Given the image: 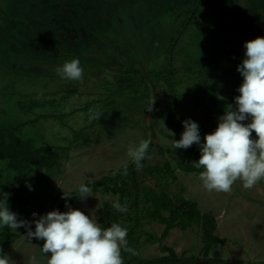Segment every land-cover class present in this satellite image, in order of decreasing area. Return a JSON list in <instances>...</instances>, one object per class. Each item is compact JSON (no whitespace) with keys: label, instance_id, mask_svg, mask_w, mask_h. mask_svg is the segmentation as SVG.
<instances>
[{"label":"rangeland","instance_id":"rangeland-1","mask_svg":"<svg viewBox=\"0 0 264 264\" xmlns=\"http://www.w3.org/2000/svg\"><path fill=\"white\" fill-rule=\"evenodd\" d=\"M60 1L62 7H66L69 2ZM16 3L26 10L31 0L22 4L19 0H0V25L4 22L2 10ZM249 3V0H226L222 3L206 0L202 12L184 31L183 38L175 47L176 79L179 80L177 88L182 94L179 110L183 119L180 123L192 119L194 115L211 114L218 125V118L227 107L234 106L235 97L240 95L238 88L243 82L237 67L245 59L244 44L260 37L256 31L245 29L249 21L245 7ZM90 7L106 39L92 43L89 40L91 33L85 29L81 33L77 32L76 44L85 56L102 62L105 67L90 63L80 65L84 70L82 82L61 79L56 73L58 66L73 59L60 57L54 62L41 61L34 56L12 59L0 47V125L22 123L18 135L23 139H31L37 146H46L44 153L51 160V173L55 175L53 182L49 181L52 176L45 182H38L34 172L20 175L10 167L8 159H0V199L8 194V207L18 214V219L32 221L33 212L38 214L35 219H39L65 205L66 200L62 199L64 192L73 196V192L81 185L112 175L121 159L129 164L131 159L126 150L130 146H138L139 143L135 141H139L145 131L147 140L154 139L164 149L172 146L173 139H181V134L173 130L180 129L173 126L170 128L161 115L170 108L165 82L149 79L142 84L136 78L138 84L129 83L121 88L119 81L124 82L127 78L122 71L129 65L141 66L145 72L164 68L168 46L183 17L172 16L167 0H93ZM62 11L67 12V7L62 8ZM218 39L228 44L220 46V49L234 47L242 55L227 71H219L217 67L202 71L200 62L204 46L207 40ZM206 53L210 55L211 52ZM41 114H49V117L37 120ZM184 130L181 129L182 132ZM214 131L209 129L208 134ZM85 145L89 147H79ZM155 153L154 148L149 165L158 164L159 158L164 156L170 161L173 159L169 152L155 159ZM177 172L178 177L168 178L170 187L184 198L196 201L203 213L215 210L217 214L214 216L224 219L220 231L224 238L218 245L212 246L209 253L203 251L201 228L198 225H193L195 230L186 233L192 239L188 241L189 247L182 246L187 248L183 251L177 247H180L179 237H185V233L179 227L169 229V241L165 238L164 242L177 251V259L195 255L196 264H264V214L260 210L262 201L242 202V192L248 199L255 198L261 186L264 188V180L257 183L258 189L257 185L245 189L243 183L237 181L230 192L219 193L206 190L200 178L190 182L193 179L191 175L184 177L181 182L179 175L182 173ZM153 181L149 179L146 183ZM185 182L187 184L182 188L181 183ZM28 185L32 186V190ZM56 185L58 190L64 188L66 191L54 193ZM89 187L92 196H88L85 201L78 198L70 204L71 207L90 215V210L98 206L95 216L100 227L107 228L112 223H119L126 228L133 213L132 189L120 183L116 188L114 185H110V188ZM194 190L197 200L191 197ZM261 198L262 194H259ZM115 201L125 205L127 211L113 208ZM100 210L103 212L100 213ZM65 211H68L66 207L61 212ZM164 213L170 215L171 211L164 210ZM143 228L148 234L142 235V239L151 234L161 236L166 230V223L152 221L144 224ZM9 230L18 234L12 235L2 257L9 258L10 264H47L50 253L44 254L41 251L45 241L36 238L27 240L26 228L15 231L3 226L0 227V234ZM32 230L35 231L34 223ZM178 235V238L174 237ZM173 237L175 243L171 242ZM148 244L142 250L145 255L143 259L170 254L162 249L160 241Z\"/></svg>","mask_w":264,"mask_h":264},{"label":"trees","instance_id":"trees-1","mask_svg":"<svg viewBox=\"0 0 264 264\" xmlns=\"http://www.w3.org/2000/svg\"><path fill=\"white\" fill-rule=\"evenodd\" d=\"M92 1L69 0L66 5L67 12L62 11V8L66 7H62L60 0H31V5L26 10L17 3L3 9L4 22L0 25V47L4 48L12 59L34 56L41 61L54 62L60 57H65L78 59L80 65L90 63L93 66L105 67L102 62L85 56L76 44L77 32L81 33L85 29L90 31L89 40L92 43L99 39H106L102 34L96 14L90 7ZM217 1L220 3L226 2V0ZM249 1V5L245 7V13L249 17L245 29L254 30L262 37L264 36V0ZM19 2L22 4L26 3L27 0H19ZM205 2L206 0H167L168 10L172 11V16H182L183 18L179 29L171 38L168 46L165 67L149 69L145 72L141 66L129 65L125 71H122L127 75V78L124 82L119 81L121 88H125L129 83L132 85L138 84L136 78H139L142 84L149 79L156 82H165L169 91L170 108L163 111L161 115L170 127L173 126L180 130L184 126L180 123L183 119L179 110L182 94L177 88L179 80L176 79L175 47L183 38L184 31L202 12ZM222 45L228 44L222 39H218V41L207 40L200 62L202 71L209 67H217L219 71H227L236 59L241 57L242 52L239 49L234 47L220 49ZM206 51H210V55H207ZM46 117H49V114H41L37 116V120ZM192 117L191 120L199 124L201 141H204L203 138L208 134L209 129H215L218 126L216 119L211 114L194 115ZM22 126V123H3L0 125V159H8L10 167L18 174L25 175L34 172L38 182H45L51 176L52 169V162L44 153L46 146H37L31 139L21 138L18 131ZM150 141L147 150V157L150 158H145L142 161L144 167L141 170L137 171L135 164L132 162L127 165V175L123 174L124 167H122L116 175H105L84 185L94 188L102 186L110 188V185H114V188H116L120 183L121 186L132 189L131 207L133 213L130 224L126 226L128 230L127 241L128 246L139 252V255H132L122 250L124 264H196L197 257L195 255L177 259V251L164 242L165 236L172 227L189 230L194 229L193 225L196 224L201 228L200 238L203 241V251L209 253L212 246L222 242L221 237L215 234L217 220L213 214L203 213L198 208L196 201L184 198L170 187L168 178L170 176L175 177V169L169 158L164 155L169 152L170 156L177 161L178 166L187 171L201 170L193 164L200 158L199 146L194 144L188 149H164L154 139ZM154 148L156 149L155 159L159 155L164 157L159 158L158 164L149 165V160L153 157L151 152ZM149 179L154 181L147 184L146 181ZM78 189L79 187L67 201L69 204L79 198L77 197L79 195ZM143 192H145L144 195ZM172 206H174V209ZM64 207L65 205L58 210L62 211ZM169 209L171 213L166 215L164 210L169 211ZM102 212L103 210H100V213ZM100 217L103 218V216ZM152 221L166 223L165 232L161 236L151 234L146 239H142V235L148 234L143 225ZM12 235H15V233H11L10 230L8 232L3 231L0 234L2 238L0 241V257L4 255L8 248ZM155 241H160L162 249L170 252V254L166 257L163 255L162 257L143 259L140 256L141 249L148 243Z\"/></svg>","mask_w":264,"mask_h":264},{"label":"clouds","instance_id":"clouds-1","mask_svg":"<svg viewBox=\"0 0 264 264\" xmlns=\"http://www.w3.org/2000/svg\"><path fill=\"white\" fill-rule=\"evenodd\" d=\"M245 59L238 65L237 71L243 82L239 86V96L235 97L234 106L229 105L225 113L218 118L216 130L206 134L201 141L199 124L191 119L183 121L184 131L180 140H172V147L188 149L193 144L199 146L200 158L193 162L196 168L203 169L199 177L208 191L230 192L237 181L245 189H252L264 180V36L245 42ZM83 68L80 61H66L56 68V73L64 80L83 81ZM149 109L148 111H151ZM99 114H97L98 116ZM92 118H96L93 116ZM245 121H250L245 123ZM255 132L257 139L252 137ZM174 135V133H172ZM150 140H142L138 146H130L127 155L135 164L137 171L144 165ZM119 169L113 171L116 175ZM127 175V165H124ZM32 190V186L28 185ZM81 201L92 196V189L81 185L78 189ZM8 194L0 199V227L12 230L26 228L25 238L45 241L41 251L49 254L47 264H124L122 250L139 255L128 246V230L119 223L102 229L95 216L98 210H90L86 215L80 209H73L67 202L72 197L64 192L68 211L58 209L50 211L39 219L33 212L32 221L18 219V214L10 211L7 203ZM113 208L126 212L127 207L118 201ZM35 224V231L32 224ZM0 264H10L9 258L0 257Z\"/></svg>","mask_w":264,"mask_h":264},{"label":"crops","instance_id":"crops-1","mask_svg":"<svg viewBox=\"0 0 264 264\" xmlns=\"http://www.w3.org/2000/svg\"><path fill=\"white\" fill-rule=\"evenodd\" d=\"M171 128V127H170ZM176 133H178V134H182L183 132L181 131V130H176V129H173ZM215 130H216V128H215ZM147 137H148V135L146 134V131L145 132H143V135H142V138L139 140V141H135V143L136 144H138V143H140L142 140H147ZM175 138H178L177 136L175 137ZM253 138L254 139H257V137H256V135H254V133H253ZM202 142H204V141H202ZM159 143V142H158ZM194 145V144H193ZM192 145V146H193ZM84 146V145H83ZM83 146H79V147H81V148H88L89 147V145H85L86 147H83ZM171 148H173L172 146H169L168 147V149H171ZM126 152H128V150H126ZM125 152V153H126ZM125 159H121L120 161H119V166L116 168V169H120V168H122V167H124V165H127L128 163H124L123 161H124ZM170 160V159H169ZM197 162V161H196ZM123 163V164H122ZM130 163H132V160H131V162H129V164ZM128 164V165H129ZM171 164H172V166H173V168L175 169V177L177 176L178 177V172L177 171H179L180 173H182V174H180L179 175V180H181V182H183L182 180H183V178L184 177H186V176H189V175H191V176H193V179H192V181H190V182H193L196 178L198 179V178H200L199 177V173H200V171H203V169H201V170H191V171H187V170H185V169H183V168H180L179 166H178V163H177V161L173 158H171ZM53 173V172H52ZM52 173H51V176H52ZM185 173V174H184ZM58 174V173H57ZM62 173H59V176H62L61 175ZM53 177V178H52ZM51 178H49V181H54V177H55V175H53ZM178 180V179H177ZM52 181V182H53ZM182 185V188L183 187H185L184 185L185 184H187L186 182L185 183H181ZM195 185V184H194ZM180 186V187H181ZM258 187H259V184L257 185V188L256 189H258ZM59 188H57V185L56 186H54V193L55 192H58V191H66V189H60V190H58ZM194 193H195V190L193 191V193H192V195H191V197L192 198H194V199H198V196H194ZM220 193V192H219ZM259 194H262V198L261 199H259ZM259 194L258 195H256L255 196V198H247V196L242 192V195H243V201L242 202H247V201H253V202H256L257 200H260V201H262V205L260 206V210L263 212V214H264V188L261 186V190H260V192H259ZM221 199H223V198H221ZM252 199V200H251ZM211 212L213 213V215H215V214H217V212L214 210H211ZM211 213V214H212ZM257 218H258V220H259V216L257 215ZM221 219H223L221 216L220 217H216V220H217V227H216V230H215V234L216 235H218L219 237H221V239L223 240V236H222V232H220L221 231V229H222V227L224 226V219L221 221ZM148 228H149V226H148ZM173 228H176V227H172V228H170V230L171 229H173ZM191 228V227H190ZM181 229V228H180ZM183 230V229H182ZM192 230H194V229H189V230H183V232L185 233V237H183V235H181L180 237H179V235L178 236H174V237H179L181 240H180V242H179V245H180V247H177V248H179V249H182V251L183 250H186L187 248H183L182 246H184V247H189L190 245H187L188 244V241H189V239H192V238H188V234L186 235V233H189L190 231H192ZM169 233H170V231L168 232V234L165 236V238H168V241H169ZM174 237L172 238V240H171V242L172 243H175L174 242ZM234 238V237H233ZM234 239H236V238H234ZM167 240V239H166ZM169 243V242H168ZM151 244V243H150ZM177 244V243H176ZM147 245H149V244H147ZM146 245V246H147ZM174 245V244H173ZM145 246V247H146ZM233 246V245H232ZM144 247V248H145ZM234 247V246H233ZM216 248V247H215ZM212 249V248H211ZM142 250H143V248L141 249V253H140V256L141 257H144L145 255L143 254V252H142ZM189 250V249H188ZM162 254H163V252H162ZM146 256H149L148 254L146 255Z\"/></svg>","mask_w":264,"mask_h":264},{"label":"water","instance_id":"water-1","mask_svg":"<svg viewBox=\"0 0 264 264\" xmlns=\"http://www.w3.org/2000/svg\"><path fill=\"white\" fill-rule=\"evenodd\" d=\"M208 264H218V263H209V262H208Z\"/></svg>","mask_w":264,"mask_h":264}]
</instances>
